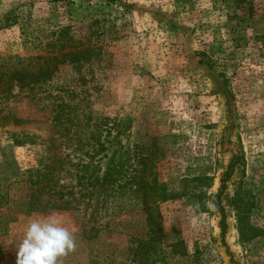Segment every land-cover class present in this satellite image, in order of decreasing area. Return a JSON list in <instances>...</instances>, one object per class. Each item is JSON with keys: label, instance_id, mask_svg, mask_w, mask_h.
Segmentation results:
<instances>
[{"label": "rangeland", "instance_id": "obj_1", "mask_svg": "<svg viewBox=\"0 0 264 264\" xmlns=\"http://www.w3.org/2000/svg\"><path fill=\"white\" fill-rule=\"evenodd\" d=\"M30 58L53 72L0 96V264L53 214L76 235L63 264H139L156 234L142 182L175 195L157 204L156 264H264L228 202L241 182L264 229V0H0V63ZM195 184L217 196L205 212Z\"/></svg>", "mask_w": 264, "mask_h": 264}, {"label": "trees", "instance_id": "obj_2", "mask_svg": "<svg viewBox=\"0 0 264 264\" xmlns=\"http://www.w3.org/2000/svg\"><path fill=\"white\" fill-rule=\"evenodd\" d=\"M70 54H65L64 57L70 58ZM17 59V58H16ZM54 60V59H50ZM33 59H28L27 62L24 64V61H19L15 64H12L10 61L5 62L4 60L0 63V96L4 97L5 93L10 92L11 86L13 83L20 86V88L28 87L33 88L36 85L40 84L43 81L49 79L52 75L53 69H49L46 65H38L37 62L31 63ZM38 61V58L35 59ZM62 62V61H61ZM6 63V64H5ZM7 80V81H6ZM5 82V85L4 83ZM8 82V85H7ZM32 90V89H31ZM3 119L5 117H2ZM6 119V118H5ZM237 162L240 160L239 157H235V161ZM232 172V166L231 171ZM44 174L42 179L39 181L34 182L37 186H40L45 178ZM192 182L201 184V182H209V177H196L191 179ZM227 182V178L221 179V188L220 192L223 188H225V183ZM242 185L241 182L235 184L234 194L229 199V207H231L232 211L235 214L236 224H237V232L239 236V243L241 245H245L246 243L251 242L252 240L264 236V229H260L259 227L255 226L251 222V211L253 208V203L247 199V195L245 191L240 187ZM143 189V197H142V205H143V212L145 214L146 223L148 224L149 230L151 228L155 235H159L161 231L159 226L160 223L157 221V204L161 202H166L175 195L167 194L165 191L158 192L157 195H148L146 193V186L145 183H141ZM209 183H207L206 188H209ZM199 186L194 185V188L191 189L189 195L191 198L197 201L198 207L201 211L205 212L207 201L209 199H215L210 195H207L202 189H199ZM187 195V193H186ZM217 206V205H216ZM30 207V204H29ZM219 208V206L217 207ZM220 228H221V236L225 234L226 224H225V213L223 209H220ZM157 229V230H155ZM155 235L148 239L147 241H139L137 245L134 247L133 255L135 260L139 262V264H156L158 257H159V249L156 244ZM158 242V241H157ZM171 254L175 256L185 257L188 255L187 247L183 241H178L172 243L170 245Z\"/></svg>", "mask_w": 264, "mask_h": 264}, {"label": "clouds", "instance_id": "obj_3", "mask_svg": "<svg viewBox=\"0 0 264 264\" xmlns=\"http://www.w3.org/2000/svg\"><path fill=\"white\" fill-rule=\"evenodd\" d=\"M77 250L74 230L55 214L30 219L17 244L16 264H63Z\"/></svg>", "mask_w": 264, "mask_h": 264}]
</instances>
